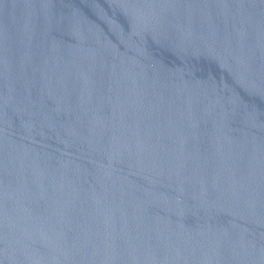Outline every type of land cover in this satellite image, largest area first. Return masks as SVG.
I'll use <instances>...</instances> for the list:
<instances>
[{
    "label": "water",
    "instance_id": "1",
    "mask_svg": "<svg viewBox=\"0 0 264 264\" xmlns=\"http://www.w3.org/2000/svg\"><path fill=\"white\" fill-rule=\"evenodd\" d=\"M0 264H264V0H0Z\"/></svg>",
    "mask_w": 264,
    "mask_h": 264
}]
</instances>
